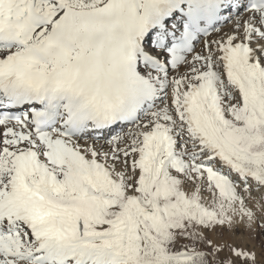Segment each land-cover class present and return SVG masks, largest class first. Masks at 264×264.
Listing matches in <instances>:
<instances>
[{
  "label": "snow or ice",
  "instance_id": "6c2138e0",
  "mask_svg": "<svg viewBox=\"0 0 264 264\" xmlns=\"http://www.w3.org/2000/svg\"><path fill=\"white\" fill-rule=\"evenodd\" d=\"M0 264H264V0H0Z\"/></svg>",
  "mask_w": 264,
  "mask_h": 264
},
{
  "label": "rangeland",
  "instance_id": "374dc122",
  "mask_svg": "<svg viewBox=\"0 0 264 264\" xmlns=\"http://www.w3.org/2000/svg\"><path fill=\"white\" fill-rule=\"evenodd\" d=\"M235 240H236L237 243H240V244H251L252 246H255L257 248H259L260 243H261V238L259 236L255 240H249L245 235L239 234V233L236 235Z\"/></svg>",
  "mask_w": 264,
  "mask_h": 264
},
{
  "label": "bare ground",
  "instance_id": "6f19581e",
  "mask_svg": "<svg viewBox=\"0 0 264 264\" xmlns=\"http://www.w3.org/2000/svg\"><path fill=\"white\" fill-rule=\"evenodd\" d=\"M243 240V239H242ZM245 242V241H244Z\"/></svg>",
  "mask_w": 264,
  "mask_h": 264
}]
</instances>
